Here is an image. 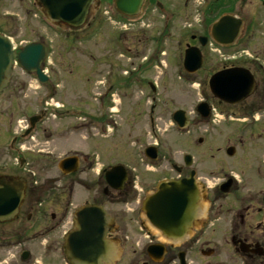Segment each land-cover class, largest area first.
I'll return each instance as SVG.
<instances>
[{
  "label": "rangeland",
  "instance_id": "rangeland-1",
  "mask_svg": "<svg viewBox=\"0 0 264 264\" xmlns=\"http://www.w3.org/2000/svg\"><path fill=\"white\" fill-rule=\"evenodd\" d=\"M157 1L164 5V12L147 2L142 13L130 20L121 18L107 2L95 16H89L81 29L74 31L64 27L51 30L44 24L34 0L0 1V33L15 47L40 40L49 46L43 66L49 77L46 85H38L34 75L16 66L0 94V174L18 176L28 188L36 186L40 191L38 230L49 224L51 215L58 214L61 204L67 206L68 215L59 234L70 228L74 208L85 201L91 203L98 196L99 186L102 188L100 172L116 164L134 169L142 180L152 181L165 175L174 177L169 166H165L166 159L179 165L181 157L188 154L207 179L206 186L213 188L217 179L213 181L208 176L223 175L219 171L224 167L247 173L260 163L262 149L255 153L251 151L254 149L249 150L250 141L244 136L241 139L247 153L232 160L222 155L226 165H221L216 171L219 173L210 174L214 167H219V157L211 159L209 155L224 146L227 139L231 140L230 145L239 141L236 136L241 134L235 130L242 122H229L227 118L232 114L234 119L241 117L244 108L221 106L218 111L225 120L215 127L210 120H201L195 108L202 101L217 106L205 86L213 72L231 65L251 67L253 59L264 65V0ZM224 12L245 21L242 38L229 49L210 44L200 48L203 66L197 74L187 75L182 68L185 44H194L191 36H205L210 24ZM144 80L155 83V94ZM252 101L247 102L248 106ZM152 106L153 129L149 122ZM178 110L186 112L191 121L183 133L171 119ZM40 112L45 115L31 133L33 139L19 140L28 120ZM13 139L15 151L9 147ZM156 141L160 158L151 167L142 152ZM22 143L27 148L23 153L18 150ZM73 154L88 156L86 175L80 172L64 176L59 171L60 160ZM20 159L24 161L23 168H19ZM146 168L149 172L145 173ZM81 178L93 186L91 193L76 189L72 198H64L63 188ZM28 222L23 213L17 220L0 224V257L11 232L29 228L34 218ZM213 227L204 231L202 242H210L209 246L214 248L226 247V223L221 221ZM31 230H37V226ZM40 239L36 238V242ZM119 241L123 258L130 256L133 247L147 242L139 233L129 231ZM38 247L41 246L37 242L27 249L39 253ZM222 257L226 261V256ZM3 259L8 262L12 257Z\"/></svg>",
  "mask_w": 264,
  "mask_h": 264
},
{
  "label": "flooded vegetation",
  "instance_id": "flooded-vegetation-1",
  "mask_svg": "<svg viewBox=\"0 0 264 264\" xmlns=\"http://www.w3.org/2000/svg\"><path fill=\"white\" fill-rule=\"evenodd\" d=\"M105 1L98 0L90 7L87 20L89 16L93 14L95 16L99 12L102 5L105 4ZM191 42L194 44H185V48L187 46L194 47L195 43L198 44L197 39H192V37ZM45 49L46 53H48V48L46 47ZM258 61V59H253L250 62L252 66L247 67L255 80V87L252 94L245 101L230 106L220 103L211 97L217 103V106H209L211 111L213 109L214 111L218 110L221 106L226 107V109L243 106L245 110L244 114L247 116V118L245 117L246 120L235 130L241 134L236 136L239 138L237 144L230 145L231 140L227 139L224 146L218 147L214 153L209 155L211 159H215L217 156L219 157L217 160L219 167H214L215 171H211L210 174L218 171L222 167L221 165H226L225 162L227 160L222 161V155L225 154L226 159L232 160L237 158L241 153L244 155L247 153L244 150L246 148H243L244 141L242 139H244V136L250 141L249 150L254 149L251 151L255 153L261 148L262 150L260 151L263 153L260 163L257 165L254 164L247 173L243 171L237 173L233 167H229V170L224 167V169L219 171L223 175L208 176L210 180L215 181L217 179V183L214 184L213 188H209L206 186L207 179L202 177L203 173L201 169L194 165L195 162L193 160L191 166H186L184 156H182L178 166L172 165L170 159H166L165 161V166H169V172H173L175 174L174 177L165 175L160 179L148 181L145 178L143 180L142 178H138L139 175L136 176L137 171L134 169H126L125 182L121 190L114 191L106 187L103 175L104 170L101 172L100 183H102V188L99 186L100 192L98 196L94 197L89 204L104 208L107 214L115 221L116 227L113 225L110 226V229L114 231L109 237L123 241L126 232L129 231L132 233L137 232L143 238L147 239L145 244L140 243L136 247H133L129 253L130 256L123 258L122 255L117 264H179V254H183L184 264H264V175L260 178V174H264V165H262V163L264 164V66L260 62L257 64ZM232 67H235V65L223 67L220 70ZM253 68L255 69L254 71ZM220 70L213 72L208 77L205 84L207 89L210 77ZM146 85L149 86V82ZM250 99L254 101L248 106L247 102ZM210 116L214 117L212 114ZM212 125L215 127V122L212 121ZM22 139L20 136L19 140ZM199 142L201 143L202 140L200 139ZM151 145L157 149L155 153L157 161L150 162L144 156V151L142 154L145 160L151 166H154L160 158L159 143L155 142ZM229 148L233 150L232 156L230 157L227 156V150ZM11 150L15 151L14 144ZM72 156H76L79 159L77 162L78 172L76 174L80 172L85 174V167L89 164L88 156H78L77 154H73ZM229 164L227 163V165ZM23 165L21 164L20 168H23ZM25 165H28V163L25 162ZM156 169L157 171L161 170L160 168ZM157 171L155 170L153 172ZM146 172H149L148 168H146ZM191 175L196 181V184L203 185L206 188V214L205 216L197 218V212L195 211L196 218L189 228V235L185 242L181 244L165 243V241L161 240V234L149 225L142 211V203L147 196L152 195L156 191V186L159 182L166 180H185ZM238 177H242L243 181L238 180ZM92 188L93 186L90 187L85 178H81L78 181L72 180L68 186L63 188L64 192L62 196L64 198H72L76 189L91 193ZM240 192H243V194ZM34 196L35 199H33ZM40 197V191L36 186L27 188L26 197L19 211L18 218L21 214L25 213L27 220H29L28 223L31 222L32 218H34V222L29 228L25 227L18 231H13L11 232L12 235L6 238L7 242L6 246L2 249L4 254L3 257H0V264H68L62 247L63 236L70 228L61 235L59 234L60 229L63 227L65 216L68 214V208L67 206L63 207L61 204L58 214L51 215L49 217V224L40 226L42 228L38 230L37 215L41 211ZM85 204H88V202L85 201L82 205ZM69 205L71 206V204ZM76 209L74 208V210ZM74 210L72 213H74ZM65 213L66 215H64ZM221 221L226 223V233L223 236V240L227 246L214 248L209 246L210 242H202L203 235L209 226L213 227ZM207 222L209 226L204 232L203 227L207 225ZM35 226H37V230H31ZM220 228V225H218V229ZM36 238H42L37 241L41 246L37 248L38 251L41 250L39 253L27 249V246L37 243ZM44 238H48V241H43ZM51 238H54L52 242H50ZM152 245H156L159 248H157V253L151 251V254H149L147 249ZM159 252L162 253L161 256L158 255ZM9 255L13 261L9 259L6 262L3 258H7ZM222 255L226 256V261H224ZM198 258L199 260L197 261L196 259Z\"/></svg>",
  "mask_w": 264,
  "mask_h": 264
},
{
  "label": "water",
  "instance_id": "water-1",
  "mask_svg": "<svg viewBox=\"0 0 264 264\" xmlns=\"http://www.w3.org/2000/svg\"><path fill=\"white\" fill-rule=\"evenodd\" d=\"M96 1L39 0V3L52 23H64L72 28H78L84 24L89 7L93 6ZM142 3L143 0H113L115 9L128 17L138 15ZM243 26L241 19L232 15H223L211 25L209 37L216 45L229 48L234 46L240 38ZM206 41V39H200L202 45H205ZM43 57L44 48L41 45H28L17 54L19 65L26 72L35 73L41 84L47 81L40 70ZM201 60L198 50H187L184 57L185 70L189 74L197 72L201 67ZM12 66L11 44L0 35V92L10 80ZM209 87L215 98L228 104L241 102L254 89L251 76L242 69H232L215 74L209 81ZM197 111L203 118L209 116L206 104L199 105ZM39 119L40 117L30 119V129L26 131L25 136L31 132ZM173 120L179 128H184L188 124L183 112L175 113ZM152 150L154 149L147 150V155L151 158L154 157V152H149ZM227 153L232 155V149H229ZM186 161L189 162V158H186ZM73 166L72 159H67L60 163L59 169L67 174ZM73 171L75 169L71 170ZM119 172H122L123 176L121 167L107 172V181L111 184L115 181L117 185H121L124 176L121 179L117 175ZM197 190L193 180L163 182L158 186L156 194L144 202L143 211L164 239L172 242L183 241L196 218V212L197 218L202 216L204 208L199 206L200 201L204 199L196 195ZM24 191L25 183L15 178L0 176V223L11 222L17 217L24 200ZM111 225H114L113 220L101 208L87 205L78 209L74 215V230L64 239V254L67 261L70 264H116L121 250L116 241L106 239L107 229L110 231ZM157 248L159 247H152L150 251L157 253Z\"/></svg>",
  "mask_w": 264,
  "mask_h": 264
},
{
  "label": "bare ground",
  "instance_id": "bare-ground-1",
  "mask_svg": "<svg viewBox=\"0 0 264 264\" xmlns=\"http://www.w3.org/2000/svg\"><path fill=\"white\" fill-rule=\"evenodd\" d=\"M197 192L201 195V193H200V191H199V189L197 190Z\"/></svg>",
  "mask_w": 264,
  "mask_h": 264
}]
</instances>
